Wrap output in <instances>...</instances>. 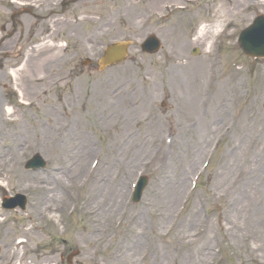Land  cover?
Returning a JSON list of instances; mask_svg holds the SVG:
<instances>
[{
	"label": "rangeland",
	"instance_id": "1",
	"mask_svg": "<svg viewBox=\"0 0 264 264\" xmlns=\"http://www.w3.org/2000/svg\"><path fill=\"white\" fill-rule=\"evenodd\" d=\"M257 1L79 0L68 7L60 19L59 10L48 9L55 0H1L0 18L4 29L13 30L15 24L18 36L22 37L14 49L29 39L30 30L36 36L27 43L39 39L43 28L49 27L46 26L47 21L59 18L45 44L54 45L60 53L58 64H51L58 77L55 81L49 80V77L55 78L53 72L49 75L42 72L41 76L39 73L48 84L41 82L43 91H38L39 97L32 90L23 91V95L15 86L13 77L11 81L0 83L1 112L5 114L6 106H10L13 109L9 116L11 119L19 118L35 128L37 118L50 120V115L43 114L41 108L53 109V103L69 106L74 100L80 118L73 131L83 127L89 132L92 141L86 148L92 147L93 151L83 156L84 145L78 141L71 146L69 142L57 145L42 139L41 145L31 144V150L19 153L18 160L23 158L21 163L14 162L0 170V200L16 193L27 198L23 212L0 209V238L3 236L1 232L6 230L5 242L25 240L19 254L28 264H120L117 260L122 256L123 243L133 235V226L129 222L117 226V237L107 246H103V239L97 236L87 240L82 232L86 229L85 215L77 209L79 198L87 189L73 188L58 212L45 213L43 218L33 221L41 226L38 233H34L29 230L30 222L26 217L35 207L33 191L20 189L16 179L18 174L28 178L38 176L36 173L47 175L54 172L55 167L62 164L60 156L70 151L75 153L78 167L87 170L91 161L97 158L100 163L95 171L110 176L119 167L122 152L114 149L119 136L116 133L118 124L107 118V114L112 110L125 111L128 117L129 112L124 105H115L118 99L122 100L115 93L120 89L141 91L148 82L151 89L149 109L154 115L147 114L142 106L141 112L131 116L135 119L131 130L144 138L140 142L144 148L141 154L150 159L151 165L138 170L136 167L124 169V166L119 174L120 179L127 173V185L130 180L133 183L139 173H144L148 177V185L138 203L131 202L127 186L125 197L122 196L117 213L110 221L119 224L122 216L138 212L146 223L143 232L150 233L155 228L162 235L167 233L160 238L161 242L155 241V245L160 249L168 245L174 253L162 256L156 264H187L200 244H205L204 250L207 251L201 264H264V234L259 232L264 225L257 221L261 219L264 222V59L245 57L236 41L238 32L247 25L250 17L261 13L263 6ZM20 2L34 4L30 9L38 17L24 13L15 23L11 22V14L24 7ZM248 2H253V7L245 8ZM164 3L172 6L171 13L163 10ZM73 18L77 19V25L73 24ZM205 25L210 31L218 28L219 36L211 40L212 33H207L204 42L198 41V28ZM149 33H154L161 41V49L156 54L139 51L138 45ZM14 35L4 39L0 48V69L6 70L16 61L3 51L5 43ZM114 40L130 41L127 59L118 66L99 70L96 60L102 54V46ZM11 46L9 41L7 49ZM86 58L92 62L84 67L82 62ZM6 72L9 73L8 70ZM180 73L189 76L190 80L187 81ZM187 94L190 96V112L185 110L180 97ZM20 100L33 102L31 110H25ZM203 100L208 103L207 113L196 108ZM168 122L177 128L176 137L173 146L163 141L161 154V136L167 131L162 130ZM15 123L0 119V129L13 128ZM108 125L112 126L108 129ZM203 125L207 131L204 129V135L198 136ZM4 142L8 143L0 138V145ZM194 145L199 147L197 153L188 151L194 160L188 165L187 148ZM34 152L47 161L45 171L24 169L25 160ZM104 162L106 170L102 172L100 165L104 166ZM197 176L199 182L193 187L192 182ZM176 177L180 179V188L175 193L173 204L165 208L155 207L160 184L170 185ZM194 204L202 206L198 210L199 220L206 218L209 221L206 235L194 237L191 233L199 227L198 222L187 231H181L179 226L168 233L167 222L174 208L175 211H183L181 218H184ZM161 213L169 217L160 218ZM226 215L229 218L237 215V222L244 227L233 233ZM251 225L258 239L242 238L247 234L254 236ZM137 227L140 228L139 225ZM182 235L185 243L179 241ZM205 237H210V240H205ZM141 240L142 243L146 240L143 233ZM140 242L137 246L134 244L135 257L147 247L141 246ZM95 249L100 250L95 253ZM74 250H79L80 255L67 263V256ZM141 260L142 264H150L146 257ZM0 264L10 263L0 261Z\"/></svg>",
	"mask_w": 264,
	"mask_h": 264
},
{
	"label": "bare ground",
	"instance_id": "2",
	"mask_svg": "<svg viewBox=\"0 0 264 264\" xmlns=\"http://www.w3.org/2000/svg\"><path fill=\"white\" fill-rule=\"evenodd\" d=\"M44 32L45 31L43 30V33ZM213 32L214 31H210L207 27L202 26L197 31L196 39L200 42H204L207 39V33H212L210 36L212 38L214 34ZM21 39L22 37L18 36L16 32L14 37L9 41H11V45L13 46L16 45V43H18L17 41H20ZM3 50L5 49L3 48ZM20 50L21 49L19 48L14 49V52L19 53ZM28 51L29 52L27 53V56L25 57L24 63L21 65V67L19 69H11V71H9V74L14 77L16 86L17 88H20L22 94L23 91L27 93L28 90H32L36 94V96L39 97L40 94L38 93V91H43L41 85L43 83L47 84V81L42 80L43 76L40 77L42 72L48 73V75L53 72L55 78L49 77V80L51 81H55L58 78L57 74L54 73L56 69L52 66H56V64H58V62L60 61V53L54 45H46L45 43L39 44L36 47L29 48ZM49 67H51V69L47 70V68ZM10 75L0 70V83H2L4 80H9ZM180 75L184 76L187 81L190 80L188 78L189 76L187 77L183 73H180ZM149 88L150 85L146 88V91H130V89L118 90L115 94L116 96H121L122 100L118 99L115 105H124L127 109V112L129 111L128 117L125 111L117 112L116 110H112L109 112V114H107V118L114 119L118 124V131L116 133L119 136L118 140L115 142L114 149L117 152H122L119 163V167H121L122 169L124 166V169H126V167L131 168L133 166H139L147 161L141 154V152L144 151V148L142 149L143 146L140 142L144 138L136 135L134 131L131 130L135 126L133 123L135 119L131 118V116L135 112H141L142 106H144L146 109L149 108ZM180 97L182 104L184 105V107H186L185 110H187V112H190V96L187 94L186 97H182L181 95ZM2 105L3 104L0 103L1 110ZM202 106V102H198V104L196 105V108L199 112ZM1 110L0 119H6L9 122L16 123L13 128L6 127L0 129V138L3 137L4 140L8 141V143L0 145V170L6 168V166L8 165H11V163L18 161L19 163H21V160H18L19 153H22L21 151L26 147H30L31 144L38 145L40 143L41 145L42 139H47V141H49L50 143H52V140L53 143L57 140L63 141L64 143L69 142L71 146L78 141V144L80 143L84 145V149L82 152L83 155L86 153H90L91 150L93 151L92 147L91 149L86 148L87 146H89L90 140L87 136V133L84 131V128L82 127V129L77 130L76 132L73 131L74 126H76V123L79 122L80 118L79 114L75 110L58 112L57 109L43 107L41 108L43 114L50 115V120H37L35 128H33V126H29L26 122L19 118H8V116H10V114L12 113V110L9 107L5 108L6 116H4V118L2 117L3 113L1 112ZM111 126L112 125H108V129ZM204 129L207 131L206 127L203 125L198 131V136L204 135ZM8 130L11 131L8 132ZM198 147L194 145L193 147H191V149L190 147L187 148L188 158L186 160V163L188 165H190L194 161L190 157L191 155L188 153V151H190L191 154L197 153ZM27 151L28 150L26 149L24 153H26ZM76 159L77 157L72 151H70L65 156L61 155L60 160L62 161V164L56 166L54 172L49 176L36 173L38 174V176L36 177L22 178L19 177L18 174L16 185L24 191H33V204H35V207L30 214L32 224L29 227V230H31L32 232L34 231V233H38L39 228H37V225L33 223V221H36L37 219L40 220L41 218H43L45 213L58 212L61 209V202L65 197H67L68 189L73 187L85 188L87 189V191L84 194L83 202L79 206V210L86 215V229L82 230V232H84L85 234L84 238L88 240L89 238L97 236L98 238L103 239V243H108L113 239V234L115 233L116 229L114 221L111 222L110 220L113 218L114 214L117 213V207L121 202L123 192L126 191V178L128 175L126 173L119 179L118 169H116L111 173L110 176H107V174L104 172L106 170V162H104V166L100 165L101 171L104 173L97 172L96 174L92 175L86 173L84 167H78L76 163L78 161ZM78 160L80 161L79 158ZM165 187L167 188L165 189ZM161 188H163V190H161ZM179 188L180 179L178 177H176L170 185L162 182L157 194V204L155 205V207L165 208L171 206L175 200V193ZM248 191L249 190H247L246 192ZM199 206L200 205L195 204L192 205L185 217H180L181 221L180 218L174 219L170 217V219L168 220V233L172 232V230H176L179 226L181 231H187L192 225H194L195 227L198 222L199 227L195 228V230L191 231V233H193L194 237L203 234L205 236L209 228V221L206 218H201L199 220ZM166 212L169 214V210H167ZM161 214L162 216H160V218L169 217L164 216V213ZM173 214L174 211L172 212V215ZM226 217L229 218L228 215H226ZM254 217H256V215ZM236 219L237 215H234L233 218H229V228L233 233L244 227V224H239ZM262 219L264 220V217ZM121 220L122 222H129L133 226V235L130 237L132 241L131 243L130 238L128 241L123 243L124 249L122 251V256L117 260V262H119L120 264H133L134 261H140L141 258H143V256H141L140 254L135 257L134 244L135 246H137L141 240L142 233L144 234L143 230L145 227V220L141 218L138 212L132 213L130 215L128 213L125 217H121ZM257 221L259 224L264 225V222H261V219ZM137 225H139L140 228H138ZM250 228L251 231H253L254 236H252L251 234H247L244 236L242 235L241 237L246 239L254 237L255 239H258V236H256V232L253 229L252 225ZM259 232L261 234H264L263 226L259 228ZM6 233V230H3V233L1 232L3 236L0 239L3 240H0V259L10 264H16V262L19 261L20 248L15 240H8L6 242L4 241ZM166 235L167 233L162 235L161 231H156L155 228H153L152 232H150L148 243L146 242V250L144 249L145 251L141 253L145 257H147L148 260H150V264H156V261L161 259L162 256H167L170 253H174L171 251L172 248L168 245L166 246V248L163 247V249H160L159 247H157V245H155V241L161 242L163 236ZM209 238L210 237H205V240H210ZM184 239L185 236L182 235L179 241L183 240L185 243ZM22 241L18 242L22 243ZM141 243L142 240L140 242V245ZM144 244L145 241L141 246H144ZM204 247L205 244H200L199 246H197L194 249L196 251V254L191 255V259L187 261V264H201V262L203 261V257L207 253V251L204 250ZM23 264H27V262H23Z\"/></svg>",
	"mask_w": 264,
	"mask_h": 264
},
{
	"label": "water",
	"instance_id": "3",
	"mask_svg": "<svg viewBox=\"0 0 264 264\" xmlns=\"http://www.w3.org/2000/svg\"><path fill=\"white\" fill-rule=\"evenodd\" d=\"M248 49V48H247ZM250 52H256L255 49H248ZM123 54H124V48L123 46H117L114 47L112 50H110L107 55H106V59H105V63H111L114 61H118L120 59L123 58Z\"/></svg>",
	"mask_w": 264,
	"mask_h": 264
}]
</instances>
